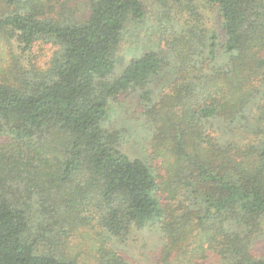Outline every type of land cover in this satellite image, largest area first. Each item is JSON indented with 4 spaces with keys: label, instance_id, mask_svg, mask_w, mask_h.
I'll return each mask as SVG.
<instances>
[{
    "label": "trees",
    "instance_id": "1",
    "mask_svg": "<svg viewBox=\"0 0 264 264\" xmlns=\"http://www.w3.org/2000/svg\"><path fill=\"white\" fill-rule=\"evenodd\" d=\"M0 5V264H130L149 227L166 264H264V0ZM129 34L152 45L129 57ZM40 42L43 66L25 57ZM129 97L144 158L113 119Z\"/></svg>",
    "mask_w": 264,
    "mask_h": 264
},
{
    "label": "rangeland",
    "instance_id": "2",
    "mask_svg": "<svg viewBox=\"0 0 264 264\" xmlns=\"http://www.w3.org/2000/svg\"><path fill=\"white\" fill-rule=\"evenodd\" d=\"M1 1V0H0ZM197 1H200L202 4V8L200 9L201 12H204V14L207 13V7L204 8V2L205 0H184L187 6L189 4L195 3ZM207 3V2H206ZM81 4V1H80ZM76 6V4H73ZM2 5H0V15L5 11V8H1ZM196 6V5H195ZM219 18V16H218ZM219 21V19H218ZM133 26L132 20L128 22V29ZM130 40L127 41L125 44H123L121 48V53L126 54L129 57H133L134 55L140 54L144 48H149L152 45V39L148 37V35L142 34L140 38L133 37L130 35ZM8 37L6 34L0 35V60L10 55V44H8ZM11 45L13 48L15 47L12 43ZM18 51V49H17ZM53 52V47L50 44H46L43 42H40L37 44L32 52L25 56L29 60H33L39 64L40 66H43L46 61L49 59V56H51ZM18 54L22 55L21 52H17ZM3 63L0 61V64ZM26 65L29 64V61L25 62ZM1 79V76H0ZM115 112L113 113V119L115 121H118V123L122 124L124 128L128 129V135L126 134L125 137V147L127 149H133V152L136 156L143 157L144 158V149L141 148V146L134 147V138L131 133L137 129L140 128L142 130L144 128L143 122L139 119L140 118V111L141 106H137L135 100L133 97H129L123 102L119 103V106H115ZM140 138V136H138ZM141 139L139 140L140 144L142 145ZM143 140V139H142ZM144 141V140H143ZM145 142V141H144ZM195 228L192 232H189V243L188 247H185L188 251L186 252V257L191 258V255L193 254L194 248L197 246L198 242L202 239V234L199 232L195 226V224L192 226ZM164 240L162 238L161 233L157 230L156 227H149L145 229H134L131 232V235L125 245V257L127 261L130 264H166V261L163 262V254H162V248H163ZM184 246V243L181 244V247ZM186 246V244H185ZM255 254L258 257H261L264 259V236L260 237L256 240V244L254 246ZM195 264H223L221 261V258L215 253V252H208L205 257L201 256L200 254L196 255L195 257Z\"/></svg>",
    "mask_w": 264,
    "mask_h": 264
}]
</instances>
